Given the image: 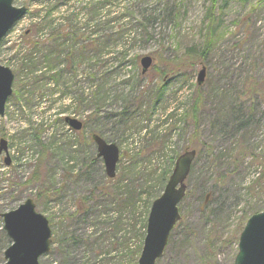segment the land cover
Returning <instances> with one entry per match:
<instances>
[{
	"label": "rangeland",
	"instance_id": "1",
	"mask_svg": "<svg viewBox=\"0 0 264 264\" xmlns=\"http://www.w3.org/2000/svg\"><path fill=\"white\" fill-rule=\"evenodd\" d=\"M156 1L164 8L166 0H153V5ZM246 1L249 5L243 0H229L221 10V43L203 57L200 53L213 0H178L175 16L164 13L150 24L154 30L147 32L143 43L138 36L120 76L99 90L100 107L91 105L96 89L84 69L72 75L67 89L58 88L61 94L54 92L46 98L43 120L32 115V106L24 104L21 108L14 97L17 90L14 92L0 119V140L8 141V156L3 153L0 157V213L17 208L27 199L34 200L37 211L49 220L53 235L51 251L40 264H138L144 220L164 188L161 177L170 172L169 178L177 158L187 150H196L197 158L186 181L187 195L179 206L182 220L172 231L158 264L233 263L238 230L252 211H264V121L246 134L233 133V127L226 126L230 101L223 99L221 91L227 83L226 79L221 82L225 59L232 55L241 61L244 57L233 49L236 41L246 38L243 24L236 25L243 20L247 7L259 0ZM59 2L62 0L15 2L18 8L26 7L27 13L1 44V65H10L11 55L17 56L16 50L30 40L33 26L38 24L35 15H46L40 11ZM136 8L131 13L137 16L140 10H153ZM65 13L61 10L52 18L60 19ZM137 16L133 20L141 21ZM134 21L124 19L121 23L124 28L140 24ZM258 26L264 34V18ZM249 34L258 37L254 31ZM144 56L154 60L146 75L141 74ZM111 63L114 65L115 60ZM204 66L207 75L199 87L197 76ZM199 88H209L212 99L196 131L192 117L185 120L183 115L191 110ZM132 91L134 98L127 100ZM62 92H69V100L62 99ZM80 97L86 104H79ZM54 99L60 102L52 107L50 101ZM155 102L157 106L152 107ZM94 110L99 113L89 119ZM66 117L83 121L84 129L72 131ZM96 132L120 149L115 180L106 177L104 161L97 157V147L91 141ZM6 158H10L9 166L5 165ZM127 167H135L137 176H124ZM128 184L135 186L140 196L129 193L124 204L115 202V196L102 197L105 187L113 192L118 185ZM2 226L0 221V239ZM2 260L0 257V264Z\"/></svg>",
	"mask_w": 264,
	"mask_h": 264
},
{
	"label": "trees",
	"instance_id": "2",
	"mask_svg": "<svg viewBox=\"0 0 264 264\" xmlns=\"http://www.w3.org/2000/svg\"><path fill=\"white\" fill-rule=\"evenodd\" d=\"M243 1L249 5L246 0ZM228 2L229 0H213L212 2V8L207 15L208 27L205 44L200 53L203 57L208 52L215 51L221 43L219 37L223 25L220 23L222 22L221 10L226 7ZM153 3V0H62V2L51 6L52 8L41 10L40 12L46 15L42 17L35 15V23L38 22V24L33 26V35L30 33L28 36L30 40L23 44L24 48L16 50V53H19L17 56L13 54L10 57L9 66L14 69L19 83L17 94L19 101L21 103L29 102L37 110L34 114L39 115L43 120V116L46 114V98L54 95L53 90H48L51 82H54L58 87L66 88L68 84L72 83L73 76L84 69L85 77L87 80H93L92 86L96 89L91 105L100 107L101 91L99 90L114 81L116 76H120L119 72L126 67L129 58L128 51L138 44V36L140 35L139 38L142 39L140 42L143 43L147 38V32L154 30L153 27H149L150 24L154 25L164 13L169 17L176 15L175 7L178 0H166L164 8L158 1L155 5ZM220 3L222 5H219ZM136 7H150L153 10H140L137 16L131 13V11L137 10ZM247 8L243 20L236 25L243 24L246 38L239 42L236 41L233 45V49L237 50L239 54L244 53V57L241 61L234 59L235 57L232 55L225 59L226 63L222 70L224 75L221 81L226 79L227 82L221 89L223 99L230 101L227 106V108L230 107V113L226 126H232L233 133L236 134H243V132L246 134L264 121V34H262V28L258 26L264 18V0H259L258 3ZM61 10L66 12L63 17L52 18ZM158 11L160 12L157 14ZM136 16L141 21H134ZM124 19L140 24H128L124 28L122 26L124 23H121ZM46 30H50V32L45 33ZM251 31H254L258 37L252 38L249 34ZM178 43L176 41V45ZM166 50L168 49H163V52ZM188 52L193 57L191 50ZM111 60H115L114 65ZM67 75L68 80L66 79ZM20 76L22 79L19 78ZM117 80L119 81L120 78ZM124 85L126 86L127 83ZM71 88L73 85L69 89ZM26 92L31 93L28 94L31 95V98L25 99ZM43 92L47 95L45 96ZM134 93L132 91L128 94L127 100L134 98ZM68 94L69 92H62L63 97H67ZM211 99L212 92L209 88H199L195 93L191 110H186L183 115L185 120L192 117L193 123L197 127L196 131L199 128V120L211 103ZM50 102L53 107L56 100ZM83 103L86 104V99L82 101L80 97L79 104ZM98 113L99 111L94 110L89 119L96 117ZM125 175L136 177L135 167L125 168ZM167 176V172H165L161 177L163 185ZM126 188L123 195L131 193L134 197L140 196L136 192L135 186L126 185ZM119 192H121L120 188L116 194ZM103 194L105 196L112 193L106 189ZM125 203L130 204V202ZM132 204L135 207L137 203L133 201ZM259 212L261 210L252 211L246 217L238 230V235H236V244H238L239 235L248 218ZM143 228H145V224ZM1 236L0 257L10 243L3 231Z\"/></svg>",
	"mask_w": 264,
	"mask_h": 264
},
{
	"label": "water",
	"instance_id": "3",
	"mask_svg": "<svg viewBox=\"0 0 264 264\" xmlns=\"http://www.w3.org/2000/svg\"><path fill=\"white\" fill-rule=\"evenodd\" d=\"M15 0H0V43L11 27L20 20L25 8H15ZM152 58L141 60L142 74H146L152 65ZM206 68L198 74V85L204 84ZM15 76L13 72L0 65V116H4L8 98L12 95ZM66 122L75 130H81L82 123L71 118ZM98 146V156L103 157L106 173L110 178L116 175L119 150L115 144H107L99 136L93 137ZM7 150L6 141L2 140L0 154ZM196 151H187L177 162L172 176L161 197L153 202L148 217L147 236L139 264H156L163 256L169 235L180 220L178 204L186 193L187 179ZM9 164V161H7ZM5 231L13 244L5 251V264H39V258L48 253L51 244V230L47 219L35 211V204L27 200L17 210L1 215ZM233 264H264V212L252 216L240 235L238 254Z\"/></svg>",
	"mask_w": 264,
	"mask_h": 264
}]
</instances>
